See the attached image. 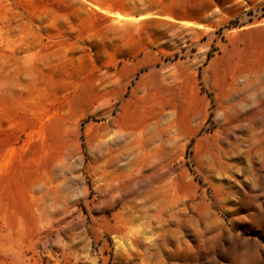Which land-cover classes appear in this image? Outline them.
Masks as SVG:
<instances>
[{
	"label": "rangeland",
	"instance_id": "obj_1",
	"mask_svg": "<svg viewBox=\"0 0 264 264\" xmlns=\"http://www.w3.org/2000/svg\"><path fill=\"white\" fill-rule=\"evenodd\" d=\"M147 48L197 131L109 142ZM0 264H264V0H0Z\"/></svg>",
	"mask_w": 264,
	"mask_h": 264
},
{
	"label": "crops",
	"instance_id": "obj_2",
	"mask_svg": "<svg viewBox=\"0 0 264 264\" xmlns=\"http://www.w3.org/2000/svg\"><path fill=\"white\" fill-rule=\"evenodd\" d=\"M145 19V17H127V19ZM148 49V50H147ZM133 59H122L116 71L119 81L118 86L113 89L110 85L109 97L124 100L120 110L116 114L109 115V142H144L147 138L150 142L158 136H171L174 132L179 134L190 133L193 136L197 129L189 126L182 130L180 114L181 78L180 70H187L189 66L182 59L175 63H167L161 50L147 48ZM141 51V50H140ZM226 62L223 56L213 58L206 68V86L212 91H227L228 76L225 74ZM143 71V72H142ZM141 72L140 77L134 75ZM251 82H255L252 78ZM245 89H251L245 87ZM219 99V94L216 96ZM146 100H158L146 115L142 110ZM209 99L204 98V104L198 109L204 115L208 114L210 108ZM218 104V102H217ZM221 105V103H220ZM197 112V107L192 106L191 114ZM178 117H175L177 116ZM146 123V124H145ZM165 123L164 126L161 124Z\"/></svg>",
	"mask_w": 264,
	"mask_h": 264
}]
</instances>
